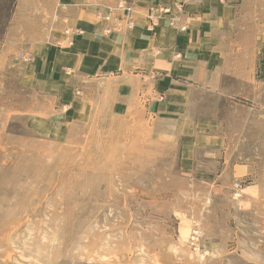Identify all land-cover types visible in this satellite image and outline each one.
I'll return each instance as SVG.
<instances>
[{"label":"rangeland","instance_id":"obj_1","mask_svg":"<svg viewBox=\"0 0 264 264\" xmlns=\"http://www.w3.org/2000/svg\"><path fill=\"white\" fill-rule=\"evenodd\" d=\"M124 1L0 0V264H264V0H234L207 67L172 90L154 75L152 106L102 73L71 84L64 69L68 91L56 71L57 90L24 77L72 47L67 28L45 44L53 23L78 8L109 21ZM183 10L152 6L146 28Z\"/></svg>","mask_w":264,"mask_h":264},{"label":"crops","instance_id":"obj_2","mask_svg":"<svg viewBox=\"0 0 264 264\" xmlns=\"http://www.w3.org/2000/svg\"><path fill=\"white\" fill-rule=\"evenodd\" d=\"M179 1L183 2L184 10L177 26L170 27L167 23L169 15L160 14L155 30L146 28L145 16L150 7L168 6ZM107 3L109 1H104L105 5ZM124 3L131 6L112 7L113 18L109 21L96 19L89 9L78 8L76 15L71 13V23H53L54 36L52 33L45 44H52L50 38H65L64 29L67 28L69 36L74 39L72 47L64 53L54 50L53 54L50 48L44 49L37 58L35 56L25 64L24 77L43 90H57V78L61 76V87L68 91L72 85H69L70 78L64 77V69L71 68V84L102 73L101 82L117 86L113 89L115 91L138 94L144 90L149 93L147 99L152 106L153 92L158 91L160 84L154 75L162 72L164 77H169L166 85L172 90L169 82H175V78L179 81V78L191 75L193 70L201 69V65L207 67L208 56L218 58L216 51H207L208 37L228 17L226 23H234L235 19L234 0H125ZM227 12L229 16L224 15ZM117 20L123 24L131 20L132 29L106 32V28ZM77 29L82 33L74 35ZM53 71L59 73L56 81L51 77ZM179 88L185 90L183 86ZM119 94L118 99L122 101L125 94Z\"/></svg>","mask_w":264,"mask_h":264}]
</instances>
